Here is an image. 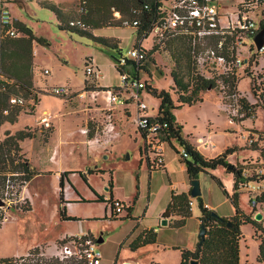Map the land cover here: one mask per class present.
I'll list each match as a JSON object with an SVG mask.
<instances>
[{"label":"rangeland","instance_id":"374dc122","mask_svg":"<svg viewBox=\"0 0 264 264\" xmlns=\"http://www.w3.org/2000/svg\"><path fill=\"white\" fill-rule=\"evenodd\" d=\"M233 1L235 0H224V3ZM58 4L65 12L72 15L67 18L68 21L79 18L78 0H63ZM6 6L13 20L24 23L32 29L36 36H42L49 44L34 46L36 59L41 65L40 68L36 67L34 77V83L40 87V89L34 88L38 92L37 112L33 114L31 100H27L23 107L25 113H22L15 123H4L0 126V141L6 130H9L10 133L20 129L29 130L33 136L48 140L55 129L49 139V144L56 143L58 146L56 159H60L63 166L77 167L82 170L85 181L80 178L76 183L82 193L85 196L88 195L86 188L92 190L91 183H95L96 188H100L103 181L107 180V184L108 177L111 175L110 182H112L116 193L127 197L134 205V217L121 219L116 216L111 219L108 208L107 218L103 219V203L66 200V210L78 214L79 218L77 217L75 221H62L53 224L52 211L60 202L59 192L55 190L59 185L58 181H55L52 174L34 175L21 188V191L16 192V183L12 186V198L15 202L6 209V218L0 224V258L13 257L21 249L23 252L27 251V245L40 233L47 232L56 237L63 232H81L88 226L96 240V247L102 254L101 264H113L116 259L118 261L127 259L134 264H140L139 261L144 262L150 258L161 264H175L176 249L166 251H162L159 247L154 250L145 249L136 257L131 256L132 252L129 246L136 233L143 227L148 224H158L157 218L154 216L169 198L170 183L175 184L176 190L183 189L185 185L190 184L183 167L184 164L176 152L177 150L181 151L183 146L174 138L171 139L173 146L169 142H165L163 144L165 168L149 171L142 151L143 140L134 122L135 102L128 99L121 105L123 107L119 109L120 111H112L111 120L115 124L114 135L102 137L103 126L107 122L106 113L110 112L102 92L104 87L99 85L95 77L88 78L84 83L86 78L84 59L90 56L94 60V66L97 65L96 71L99 74L100 83L107 84L112 88L122 87L119 74L113 65L118 50L125 55L135 44V28L120 24L119 26H106L91 30L95 36L111 38V42L117 45L116 49L104 46L91 36L59 29L53 12L40 7L34 1L16 3L7 0ZM149 37L144 43L148 48L154 43ZM242 41L244 45L239 47V55L242 59L249 58L251 56L249 47L252 40L243 37ZM186 47L187 37L181 35L170 38L162 47L157 46V49L148 56L142 65V70L139 73L141 80L146 82L147 86L158 91L164 89L169 92L174 104L170 111L175 121L181 125V133L187 140L195 142L199 136L207 135L210 132L213 147L211 149L201 147L206 157L223 149L226 145H234L236 149L227 154L226 160L229 164L238 165L243 158H247L241 163L243 165H246V160L250 158L262 162L259 148L249 145L246 140L249 133L256 138H258L259 132L264 134V111L260 107L256 109L254 119L245 118L241 123L236 120L231 122L226 103L223 101L222 91L218 85L200 92L203 97L201 102L192 105L177 103L178 91L170 71L176 72L184 81L188 80ZM191 60L192 57H190V64ZM258 60L259 63L255 69H260L262 64V58L259 57ZM44 68L49 72L43 73ZM196 68L202 76L211 74L215 79L218 78V75H215L214 71H211L206 64L197 65ZM240 74L236 88L239 94L253 100L250 76L244 75L242 70H240ZM59 84L70 87L73 94L57 96L43 90L44 87ZM82 89H86V92L82 96H78L76 92ZM132 92L133 89L130 87L123 88L122 96L128 98ZM96 98L101 101L100 107L97 108L93 104L97 103ZM140 98L147 106V113L154 116L157 113L160 99L148 91V87L143 88ZM44 113L51 114L49 127H45L41 123L40 118ZM38 115L40 116L37 117ZM96 116L104 118V120H96ZM242 127L244 130L241 131ZM83 129H86L84 133ZM90 139H94L92 143ZM258 142L259 146L263 145L264 138ZM31 144L30 138L20 141L32 166L36 169L45 167L42 166L44 164L40 160L44 157L45 151L40 150L38 146L33 148ZM57 164L58 162H55L53 166L56 167ZM95 166L104 169L105 173L100 175L95 172L91 176L87 175V168L94 169ZM220 167L222 168L198 172L196 179L199 182L200 195L190 196L192 205L190 215L185 219V225L182 228L161 224L157 226L159 243L176 245L190 237L191 247H193L200 226V209L197 197H200L203 203L205 202L211 207L210 210L221 217L234 213L233 203L212 178V175L216 176L220 179L226 192L232 193L231 174L225 167ZM251 171L252 169L248 170V172ZM88 177H90L89 180ZM72 191L75 193L74 188ZM27 200L30 202L31 208L22 209L27 204ZM238 205L245 212L250 210L248 194L245 191L239 194ZM87 214L100 216L88 218L85 216ZM241 231L242 237L239 240L241 262L242 264H257L258 239L252 235L250 224L242 225ZM99 238H101L100 242L97 241ZM52 246V243L48 244V247Z\"/></svg>","mask_w":264,"mask_h":264},{"label":"built area","instance_id":"2783aa9c","mask_svg":"<svg viewBox=\"0 0 264 264\" xmlns=\"http://www.w3.org/2000/svg\"><path fill=\"white\" fill-rule=\"evenodd\" d=\"M6 0H0V39L3 36H18L21 33L14 25L13 19L6 6ZM148 8V5H144ZM231 8V10H230ZM116 19L120 18L117 10L113 11ZM264 22V0H235L231 3H224V0H160L156 7V16L149 27L148 36L154 42L150 48L136 43L127 51L125 55H118L114 68L119 74L122 87L114 89L104 86L105 101L108 109L110 105L124 104L128 99H132L136 104V115L134 122L137 128L143 133V153L149 157V161L157 167H164L162 137L167 131L169 124L167 120L151 116L146 112L147 106L141 100L140 94L147 83L140 78V71L144 61L150 56L148 51L153 46L162 47L166 41L175 36H185L190 40L192 49L191 57L193 65H208L218 78L213 75L203 76L214 80L222 91L223 101L228 109L230 121L240 122L245 118H255L256 109L264 111V39L262 45L257 48L253 38ZM139 19L121 20L123 26L137 27ZM70 26L85 29V24L80 19L70 20ZM243 37L252 40L249 47L251 56L242 59L239 55V47L243 46ZM262 58L260 69H255L259 63L258 58ZM92 58L84 59L85 75L87 78L98 77L96 66ZM197 69V68H196ZM240 70L244 75H249L251 79V91L253 100L239 94L236 82L240 77ZM47 72V70H45ZM210 73V72H209ZM235 76L236 81L233 89L229 90L228 83L224 81ZM253 81V82H252ZM132 88L130 97L122 96L123 88ZM253 88V89H252ZM51 94L57 96H70L73 90L65 85H54L49 88ZM86 89L77 91L78 96H82ZM93 92V91H91ZM37 94V93H36ZM31 100V107L36 104V98ZM29 100V101H30ZM10 103L26 104L20 96H10ZM51 114L44 113L40 120L45 127L50 126ZM107 128L112 131L114 125L111 120V113H106ZM243 130V127L240 129ZM84 132L86 129L83 130ZM264 134L258 133V138L249 133L246 136L248 144L257 146L260 150L262 162L258 159L250 158L246 160V165L240 164L239 178L237 180L236 191H245L248 194V204L253 209V213L259 211L264 216V144L259 146ZM98 141V139H95ZM196 143L205 148H212L213 142L209 136H199ZM182 159H188L187 149L182 147L179 151ZM252 169L251 172H248ZM12 182L9 177L5 180V186L0 191V224L5 220V211L15 200L12 198ZM188 205H192L189 198ZM112 213L121 214L124 212V203L114 198L110 200ZM254 215V214H253ZM96 240L88 233L64 235L57 243L55 252L46 255L44 251L26 252L20 256H15L11 261L0 262V264H46L45 261L53 260V264H100L102 254L96 247Z\"/></svg>","mask_w":264,"mask_h":264},{"label":"trees","instance_id":"16d2710c","mask_svg":"<svg viewBox=\"0 0 264 264\" xmlns=\"http://www.w3.org/2000/svg\"><path fill=\"white\" fill-rule=\"evenodd\" d=\"M13 2L21 1H34L40 7L49 9L55 15L58 21V27L61 30L74 31L81 35L91 36L95 41L103 44L104 46L116 48L117 45L111 42V38L103 36H95L91 33L92 29L102 28L106 26H119L120 21L127 19H139V25L135 27L136 31V43H139L142 39L148 36L149 27L152 20L156 16V7L160 0H78L79 5V18L86 26L85 29L78 28L76 26H70L67 18L72 16L69 12H65L61 5L55 0H12ZM144 5H148L145 8ZM117 10L120 13V18L116 19L113 16V11ZM14 25L21 33L18 36H3L0 39V126L4 123H14L17 121L18 115L23 110L24 105L20 103H10V96H20L24 100H29L33 97L37 102V90L33 86V42L40 43L47 46L48 41L42 36H36L32 29L20 22L19 20H13ZM157 49L153 46L148 53L151 55ZM191 43L187 39L186 52V65L189 72L187 81H184L176 72L170 71V75L176 90L178 91L177 103L192 105L203 100L200 92L208 88L216 87L214 80L205 78L196 67L192 64L191 57ZM121 52L118 50V55ZM117 55V57H118ZM117 59V58H116ZM85 78L84 83H86ZM236 78L225 80L228 83L229 90L233 89ZM253 82V81H252ZM148 87V91L154 94L160 99V103L155 116L167 120L169 127L164 132L163 140L170 142L172 138L176 139L181 146L187 149L189 153L188 159H182L185 164L186 173L188 177L196 178L198 172L206 171L209 169H216L217 167H226L229 163L226 160L227 154L233 152L236 147L226 146L224 150L213 156L206 157L198 149L187 140L181 133V125H179L171 113L170 109L174 107L173 100L168 91L162 89L160 91ZM114 89H117L114 87ZM253 89V88H252ZM21 93V95H20ZM33 109V108H32ZM142 139L143 133L139 128ZM33 137V133L29 130L20 129L13 133L6 130L4 137L0 141V191L5 186V180L10 178L12 185L16 183V192L21 191V188L35 175L37 172L29 166L28 159L21 151L19 141L25 138ZM257 148V146H253ZM143 151V148H142ZM178 154V150L176 151ZM145 161L149 171L157 169H164V167L155 168L149 161V157L145 156ZM239 165H233L229 170L234 175V185L231 194H228L223 188L220 179L212 175V178L221 187L222 191L231 200L234 206V213L229 217H221L212 215V210L204 205L200 197L198 199V206L200 209V224L202 223L206 228L205 234L202 238H198L194 248H179L180 249V263L179 264H191V260H196L197 264H240L239 255V240L242 237L241 226L250 224L252 227V235L258 239V251L256 255L257 264H264V226L261 221H257L253 218V209L249 213H244L240 210L238 205L239 192L236 191L237 180L239 178L240 170ZM90 171V170H88ZM96 172H101L96 170ZM67 171H64L59 177V198L62 199L63 188V175H66ZM80 176L84 180V176L80 173ZM111 176V175H110ZM111 180V179H110ZM85 181V180H84ZM111 188V185L110 187ZM191 188V184H190ZM190 197V189L186 192L171 193L170 200L163 211V217L177 216L172 220V224L175 227L183 226L186 217L190 215V206L188 200ZM98 200H102L101 196L97 195ZM28 201V200H27ZM22 209H30L29 201ZM125 214L123 218H128L131 211V207L127 206L124 209ZM60 217L63 219H76L73 216L65 214L63 208L59 209ZM113 216L117 214L112 213ZM92 236L91 234H89ZM156 241V233L151 229L142 230L130 243V248L135 250L136 248L148 243H154ZM37 248L30 249L28 252H35ZM15 257H2L0 262L11 261ZM46 264H53V260L45 261ZM157 264V263H151Z\"/></svg>","mask_w":264,"mask_h":264},{"label":"crops","instance_id":"0c3cea01","mask_svg":"<svg viewBox=\"0 0 264 264\" xmlns=\"http://www.w3.org/2000/svg\"><path fill=\"white\" fill-rule=\"evenodd\" d=\"M57 3L59 2V1H63V0H55ZM26 3V2H25ZM147 38H144L142 41H141V44L142 45H144L145 47H147V45H145L144 43H145V40H146ZM37 44H39V45H41V46H44V45H42V44H40V43H37V42H33V69H34V76H33V86H34V88H39L40 89V87L39 86H37V84L36 83H34V77H35V75H36V67L38 66V68H40V62L36 59L37 57H36V53H35V48H34V46H36ZM86 58H92V57H90V56H88V57H86ZM92 60H93V58H92ZM93 62H94V60H93ZM114 64H115V62H114ZM96 66V68H97V65H95ZM98 69V68H97ZM45 70H47L46 68H44L42 71H43V73H48L49 71L47 70V72H45ZM97 78V82L99 83V85L100 86H108L107 84H103V83H100L99 82V80H98V78H99V74H98V77H96ZM59 85H61V84H59ZM49 88H50V86L48 87H44V91L45 92H48V93H50L49 92ZM90 91H93V90H90ZM38 93V92H37ZM37 98H38V96H37ZM97 99V98H96ZM37 103H38V99H37V102H36V104L33 106V114H35L36 112H37ZM94 105H95V107L97 108V107H100V104H101V101H99L98 99H97V103L96 102H94L93 103ZM122 104H112V105H110V108H111V110H110V113H111V115L113 116V110H116V111H120L119 109H121V107H123V106H121ZM107 106H109L108 104H107ZM146 112H147V109H146ZM22 113H25L24 111H21L20 112V114L18 115V117L22 114ZM88 113V112H87ZM109 113V112H108ZM93 115V114H92ZM40 115H38L37 117H39ZM18 119V118H17ZM96 120H104V118H99V116H96ZM106 120V119H105ZM15 123V122H14ZM113 123V122H112ZM10 124H12V123H10ZM4 125V124H3ZM113 125H114V127H115V124L113 123ZM2 126V125H1ZM104 127V130H103V133H102V137H105L106 135H114L113 133V131L115 130L114 128H113V130L112 131H110V130H108V128H107V124H105V126H103ZM84 130V129H83ZM82 130V131H83ZM243 130H244V127H243ZM54 131H55V129L52 131V133H51V135L49 136V138H48V140H42V139H40L38 136H33V137H31L30 138V140L32 141V146L31 147H33V148H35V146H38L39 148H40V150H44L45 151V155H44V157L43 158H41L40 160H42L43 161V164L44 165H42V166H45V167H40L39 169H36L34 166H32V163H31V161H30V159L26 156V153L23 151V149H22V147H21V145H20V141H19V146L21 147V151H22V153L25 155V157L28 159V162H29V166L32 168V169H34L37 173L35 174V175H39V174H43V175H50V174H52L53 176H54V178H55V181H58L59 182V177L62 175V173L64 172V171H67V173H66V175H63V181H64V183H63V188H62V199L60 200V198H59V200H60V202H59V205L58 206H55V208L53 209V211H52V217H53V224H56L57 222H62V221H75L76 219H63V218H61L60 217V213H59V209L60 208H63L64 209V211H65V214L66 215H70V216H73L74 218H79V215L78 214H75V213H70V212H68L67 210H66V203H67V201L66 200H75V201H78V202H86V201H88V202H99V203H103L104 204V211H103V219H106L107 218V210H108V208H109V212H110V218L112 219L113 217L114 218H116V216H119V218H121V217H124V214H125V211L123 212V213H121V214H119V215H116V216H113V214H112V210H111V208H110V200H112V199H114V198H117V199H119V200H121L123 203H124V205H125V208H127V206H130L131 207V211H130V213H129V217L128 218H132V217H134V214H133V210H134V205L133 204H131V202L128 200V198L127 197H125V196H122V195H120L119 193H116V191L114 190V186H113V184H112V182H110L111 180H112V177L111 176H109L108 178H109V182L106 184V181H103V184H102V186L100 187V188H96L95 187V183L94 184H92L91 183V186H92V190L89 188H86L87 189V193H88V195H84L83 193H82V191L80 190V188L78 187V185L76 184L77 182H78V180H80V178L82 179V177L80 176V173L82 174V170L81 169H78L77 167H75V168H68V167H65V166H63L62 165V161L60 160V159H56V157H57V154H58V152H57V149H58V146L56 145V143H54L53 145L52 144H49V139L52 137V135H53V133H54ZM83 133H84V131H83ZM204 136H209L210 137V132L207 134V135H204ZM101 137V138H102ZM111 137V136H110ZM87 138V137H86ZM92 138H94V137H92ZM142 138V137H141ZM87 140H88V138H87ZM93 140L94 139H90V142L92 143L93 142ZM143 140V139H142ZM165 142H167V141H165V140H163L162 141V149H163V153H164V146H163V144L165 143ZM189 142H191V144H193L197 149H198V151L199 152H201L204 156H206L205 155V153L201 150L202 148L201 147H203V146H201V145H198L197 143H196V140H195V142H193V141H189ZM171 145H172V143H171V141L169 142ZM57 144H59V143H57ZM173 146V145H172ZM227 146V145H226ZM225 146V147H226ZM224 147V148H225ZM32 148V149H33ZM224 148L223 149H220V150H218L217 152H219V153H221L223 150H224ZM204 149H206L205 147H204ZM208 149H211V148H208ZM217 152H215V153H213V154H210V155H208L207 157H213V156H215V155H217L216 153ZM218 153V154H219ZM226 158H228L227 156H226ZM244 159H247V158H243L242 159V162H243V160ZM55 162H58V166L56 165V167L55 166H53L54 164H55ZM241 162V163H242ZM183 163V162H182ZM241 163H238V165H240ZM184 164V163H183ZM237 165V164H236ZM184 168H185V170H186V167H185V164H184V166H183ZM219 168H222V167H217L216 169H219ZM215 169V170H216ZM88 170H90V171H88ZM96 170H100L101 172H98L100 175L102 174H104L105 173V171H104V169H101V168H98V167H94V169H91V168H87V170H86V174L87 175H89V176H91V175H93V174H95V172H96ZM230 174H231V181H232V187H233V183H234V180H235V178H234V175H233V173L232 172H229ZM34 176V175H33ZM188 176V175H187ZM90 179V177H88V180ZM111 179V180H110ZM188 179H189V183H190V178L188 177ZM83 180V179H82ZM84 181V180H83ZM27 184V183H26ZM110 185H111V188H109L110 187ZM25 186V185H24ZM23 186V187H24ZM22 187V188H23ZM105 187H107V189H105ZM72 188H74L75 189V193H73V191H72ZM169 189H170V194L173 192V193H180V192H188L189 191V189H190V184H188V185H185L184 186V188L183 189H180V190H176L175 189V184L174 183H170V187H169ZM55 190L57 191V192H59V190H60V187H59V185H58V187H56L55 188ZM101 190H104V191H106V192H103V191H101ZM241 193V191L239 192V194ZM170 194H169V198L166 200V202L164 203V205H163V207H161L160 209H159V211L157 212V214H155V216L154 217H156L157 218V225L156 224H148V225H146L145 227H143V229L142 230H144V229H151L152 231H154L155 233H156V241L154 242V243H148V244H145V245H143V246H140V247H138V248H136L135 250H132L131 248V252H132V255L131 256H138L140 253H141V251H143V250H145V249H151V250H154L155 248H161V250L162 251H166V250H170V249H176L175 250V253H176V262H175V264H179L180 263V259H181V257H180V249L179 248H183V247H186V248H190V249H192V248H194V246H195V244L197 243V240H198V238H197V240L195 241V244L193 245V247H191V238L189 237L188 239H185V241L183 242V243H180V244H176V245H168V244H166V243H159L158 242V233H157V226H159L160 225V221H161V219L162 218H164L163 217V211H164V209H165V207L167 206V204H168V202H169V200H170ZM97 195L98 196H101L102 197V200H98L97 199ZM58 197H59V193H58ZM190 198V197H189ZM238 202H239V200H238ZM29 204H30V202H29ZM204 205L206 206L207 205V203H205L204 202ZM191 207V206H190ZM250 207V206H249ZM30 208H31V205H30ZM207 208H211L209 205H207ZM240 210L242 211V212H244V213H249L250 211H251V208H250V210L248 211V212H245L243 209H241L240 208ZM86 217H96V216H100V215H98V214H87V215H85ZM229 216H231V215H229ZM229 216H226V217H229ZM177 216H169V217H165L166 219H167V223H166V225L167 226H169V225H172L173 226V224H172V220L174 219V218H176ZM100 218V217H99ZM263 218H264V216H262V218H261V223H262V225H263ZM200 221V220H199ZM185 225V222H184V224H183V226ZM183 226H181V227H175V226H173V227H175V228H182ZM264 226V225H263ZM251 229H252V227H251ZM142 230H140L139 232H137L136 233V235H135V237L142 231ZM80 233H88V234H93L92 233V231H91V229L87 226L86 227V229L85 230H83V231H81V232H77V231H69V232H63V233H61V234H59L58 236H56V237H53V235L51 234V233H47V232H45V233H40V234H38L37 236H36V238L35 239H33L28 245H27V251H25V252H23V249H21L17 254H15V255H13V257H15V256H20V255H22V254H25L26 252H28L30 249H33V248H37L38 250H42V251H44V253L46 254V255H51V254H53L54 252H55V249H56V245H57V243L61 240V238L64 236V235H68V234H80ZM134 237V238H135ZM259 242V241H258ZM53 244V246L52 247H48V244ZM45 246H47V247H45ZM130 247V246H129ZM239 249H240V247H239ZM258 251V250H257ZM241 249H240V251H239V255H240V264H242V262H241ZM138 260V259H137ZM125 261H129V262H131L132 264H134L132 261H130V260H127V259H122V260H120V261H118V259H116L114 262H113V264H117V262H119L118 264H122L123 262H125ZM138 263H140V264H151V263H157V264H161V263H159V262H156V261H154L153 260V258H150V259H148V260H145L144 262H142V261H139ZM100 264H101V262H100Z\"/></svg>","mask_w":264,"mask_h":264},{"label":"water","instance_id":"95a60500","mask_svg":"<svg viewBox=\"0 0 264 264\" xmlns=\"http://www.w3.org/2000/svg\"><path fill=\"white\" fill-rule=\"evenodd\" d=\"M263 39H264V22H263L261 28L258 30V32L255 34V36L253 38L254 44H255V46L257 48H259L262 45ZM233 165L234 164H229L225 168L227 170H230L233 167ZM190 184H191L190 196H192V197L199 196L200 195V187H199L198 180L196 178H191L190 179ZM105 189H107V187H105ZM0 204H3L2 200H0ZM212 215L218 216V214H216L215 212H212ZM253 218L255 220H257V221H260L261 218H262L261 212H259V211L255 212L254 215H253ZM166 223H167V219L165 217L162 218L161 221H160V224L161 225H166ZM205 231H206V228L204 227V225L200 224L199 231H198V234H197V238H202L204 236V234H205ZM97 241L100 242L101 238L97 239ZM190 263L191 264H197V261L196 260H191ZM122 264H132V263L129 262V261H125Z\"/></svg>","mask_w":264,"mask_h":264},{"label":"bare ground","instance_id":"6f19581e","mask_svg":"<svg viewBox=\"0 0 264 264\" xmlns=\"http://www.w3.org/2000/svg\"><path fill=\"white\" fill-rule=\"evenodd\" d=\"M7 1V0H6ZM202 224V223H201Z\"/></svg>","mask_w":264,"mask_h":264}]
</instances>
